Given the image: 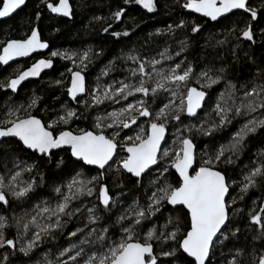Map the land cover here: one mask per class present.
<instances>
[{
  "label": "snow or ice",
  "instance_id": "obj_1",
  "mask_svg": "<svg viewBox=\"0 0 264 264\" xmlns=\"http://www.w3.org/2000/svg\"><path fill=\"white\" fill-rule=\"evenodd\" d=\"M259 2L260 8L254 6V0H183L180 7L189 15L198 14L213 22V28L221 19H229V14L239 16V20H230L222 33L207 38L215 40L211 45L214 48L229 45L230 38L235 40L231 44L235 62L239 60L238 49L257 43V27L259 40L264 42V0ZM25 3L26 0H0V18L10 17ZM123 4L138 6L154 15L159 11L160 0H123ZM40 5L53 18H73L70 0H40ZM42 15V10L37 11L35 20L39 21ZM124 15L125 8L118 6L110 19L121 22ZM111 27L109 24L103 28V33H109ZM184 28H187L186 20L180 19L149 36L174 35L176 30ZM190 31L195 39L202 25L194 24ZM131 34L127 29L110 33L117 40ZM187 47V38L179 41L175 56H180ZM49 48L38 26H31L23 38L3 42L0 65H9L17 58H29ZM244 54L249 63L257 64L254 56ZM99 55L102 52L91 48L50 52L52 58L68 61L72 67L65 69L70 75L66 86L63 79L52 82L53 86L62 87V96L67 99L54 97L59 107L54 103L50 109H44L55 113L47 121L33 115L42 97L33 93L26 103H15L8 90L18 94L22 82L52 68L53 59L35 60L26 70L0 83V90H5L8 97L0 118V163L4 169L0 174V249L4 250L0 264H33L35 250L54 240L73 217L85 212L84 227L67 233L69 238H78V243L70 242L68 247H62L55 259L51 253L44 252L35 264H264V202L259 205V212L244 213L236 207L238 200L243 201L253 189L264 188V148L251 166L245 165L239 180L220 168L233 165L249 138L264 130V68L257 66L252 79L238 88L225 78L224 66L214 68L205 64L197 72L187 60L175 62L168 47L157 54L158 58L144 57L129 49L109 61L96 77L95 86L89 88L84 73L93 57ZM116 60L129 65L124 69L127 75L102 83L101 77L115 70ZM169 61L173 62L166 63ZM193 77L199 88L190 86ZM222 80L225 88L215 106L200 119L198 110L203 109L208 96L205 89ZM106 102L108 106H120L106 115L97 114L91 129L69 127L83 115L71 105L88 111ZM141 117L145 118L143 124L138 123ZM241 117L243 123L226 143L214 141L215 132ZM185 119L190 123L184 124ZM192 120L199 123H191ZM170 123L175 132L172 144L167 145ZM133 125L137 126L135 130ZM124 129L134 134L121 138ZM193 133L213 137L199 158ZM22 156L35 159L29 163ZM40 161L55 165L49 169L50 176L45 177L39 171ZM93 169L98 170L95 176L85 175ZM70 172L76 175L67 182L57 183ZM132 179L141 186L147 179L146 202L133 201L113 212L118 199L108 182L122 188L124 181ZM40 185L51 187L53 196L42 199L43 193L37 190ZM233 186L237 188L235 196L231 191ZM93 197L94 200L83 202L84 198ZM75 201L81 203L74 204ZM9 211L13 213L11 219L5 214ZM241 214L246 216L244 228L255 233L253 241L260 242L251 248L246 237L241 242V227L233 223V217ZM110 225L118 226V233L111 231ZM9 229H15L12 239L6 235Z\"/></svg>",
  "mask_w": 264,
  "mask_h": 264
},
{
  "label": "trees",
  "instance_id": "obj_2",
  "mask_svg": "<svg viewBox=\"0 0 264 264\" xmlns=\"http://www.w3.org/2000/svg\"><path fill=\"white\" fill-rule=\"evenodd\" d=\"M73 6L74 15L72 19L68 18H53L49 14L43 5H40V0H26L24 7L14 14L11 18L3 20L0 19V46L3 42L9 39H21L24 37L25 32L30 30L31 26H38L41 37L43 40L50 44L49 51L47 52V58L53 59L54 66L52 69L40 77L37 81H30L25 83L19 88L18 94H9L13 96V102L15 103H26L28 98L35 93L37 96L42 97L39 106L33 110V115L40 117L42 120H49L55 113L52 111H44L45 108H51L55 103L58 108L59 103L54 101V97H62L67 99L66 96H62V87L53 86L52 82L56 79H63L64 86L69 82L70 75L65 72L66 68L72 67V64L68 61L61 60L59 57L52 58L50 56L51 51H83L87 48H91L94 52H102V55L94 56L93 61L89 64L87 71L84 73L87 78V84L89 88L95 86L96 77L99 75L102 68L108 64L109 61L115 60L121 56L123 52L129 49H135L136 52L140 53L144 57L157 56L165 47H168L171 54L174 56V61L187 60L191 62L195 68V71H199L205 64L210 65L214 68L224 66L227 68L225 78L230 80L234 84L239 86L247 83L253 77L257 66L264 68V42L259 40V27L256 28L257 43L252 46L243 47V49L237 50L239 60L234 62V57L231 53V44H235V40L230 38V44L224 47L214 48L211 45L215 43L214 39H207L211 35L222 33L224 26L230 23V20L237 19L239 16L229 15V19H221L220 23L216 24L213 28L211 25L213 22L207 21L194 14H187L181 7L180 4L183 0H160L159 11L154 14H147L139 9L135 5H124L123 0H70ZM38 5H40L38 7ZM167 5V6H166ZM125 8V15L122 17L121 22H114L111 17V13L117 10V7ZM254 6L260 8L259 0H254ZM43 11V15L39 21L35 20V13L37 11ZM94 16L103 17L101 20H94ZM180 19H185L187 28L178 29L176 32L170 35L162 36H149V33H154L156 29H166L168 24L178 23ZM34 22V23H30ZM109 24L112 27L109 29V33H103V28ZM194 24L202 25V31L199 37L193 39V34L190 29ZM243 26V25H241ZM58 29V31H57ZM127 29L132 33L129 37H121L119 40L110 35L111 31H123ZM133 29L135 31L133 32ZM187 38L188 47L187 50L181 53L180 56L176 57L175 52L179 48V41ZM206 40L209 46L205 47ZM245 52L249 55L254 56L257 60V64L248 62ZM158 58V56H157ZM169 61L166 63H172ZM31 62L29 60L21 61L15 65L9 67H2L0 65V83L6 82L8 79L13 78L19 71L26 68ZM126 65L123 60H116L115 70L110 72L108 76L101 77V82L111 83L113 80L124 79L127 73L124 71ZM61 73H65L62 77ZM190 86L200 87L199 83L195 82V77ZM225 83L222 80L220 83L213 85L212 88L205 89L208 92L206 102L204 103L203 109L199 112L200 119L205 118V113L211 111L215 106L217 97L224 90ZM5 90H0V118H3L4 102L8 100V97L4 94ZM239 95V93H238ZM131 97L129 101H131ZM177 103L179 101L177 100ZM72 107L78 108L83 113L81 119L74 120L69 127L73 130L77 128L91 129L93 124V118L99 115H106L107 112L112 111L113 108L119 107L120 105L108 106V103L100 105L98 108H93L85 111L78 105H71ZM212 118H215L214 116ZM244 118H237L233 120L232 124L228 125L213 134L214 141L216 143H226L230 138L231 134L234 133L243 123ZM145 118L141 117L138 121L139 124H143ZM188 119L184 120V124H188ZM191 123L198 124L199 120H192ZM136 125L132 126L135 130ZM109 132L112 130L109 129ZM175 128L172 123L168 125L167 131V145H171L174 139L173 133ZM133 135L134 131L124 129L121 132V138L125 135ZM213 137H203L199 134L193 133L192 139L197 145V156L199 158L201 150H203L205 144L212 143ZM165 145V146H167ZM264 148V130L259 135L252 136L247 141V146L243 152L239 155L233 165L225 167L221 165L222 171L226 170L229 176L239 180L242 171L245 170V165L251 166V162L257 159V153L260 149ZM21 159L27 160L31 163L35 158L31 156L24 157ZM9 161L8 167H11ZM55 165H48L42 161L37 163V168L45 177L51 175L50 168H54ZM3 164L0 163V174H3ZM76 171H81L77 169ZM98 170L93 169L91 173H85L86 176H95ZM76 172H70L58 180L57 183L67 182L75 176ZM27 179V175L24 177ZM147 179L144 181V185H137L132 180L124 181L123 187L118 188L111 182H108V186L111 189L113 195L118 199V203L114 206L113 212H117L118 209H123L131 205L133 201H139L140 204L146 202L145 188L147 187ZM38 191L43 193L42 199H48L53 196L51 187L44 188L42 185L38 186ZM232 195H237V188L233 186ZM150 194V191L149 193ZM11 199V197H9ZM94 200L93 198H84L83 202L88 203ZM255 201V204H253ZM264 202V188L253 189L243 201L237 202L236 207H240L247 213L249 210L259 212V205ZM35 203V201L33 202ZM81 201H75L74 204H80ZM90 206V204H89ZM20 209H17L19 212ZM9 219H11L13 213L11 211L5 213ZM167 215V214H165ZM246 216L241 214L240 217H233V223L238 224L241 227V242H244L245 237L249 247L253 244H259V241H253L252 237L255 233L248 231L244 228V222ZM163 223V219L160 221ZM86 223V212L83 215L78 214L68 222L67 227L62 233H57L54 240L46 241L41 244L38 249L35 250L33 256V264L35 260L39 259L44 252L52 254L53 259L56 258L58 251L62 247H68L70 242L78 243V238H69L67 235L70 231H75L78 227H84ZM108 223V221H103ZM111 231H119L118 226L110 225ZM87 231V229H85ZM7 238L12 239L15 237V229L7 230ZM79 236V234H78ZM19 246V245H18ZM11 251V250H9ZM4 250L0 249V254H3ZM227 252V249H225ZM219 257V253H217ZM19 259V254H17ZM62 259H67L63 257Z\"/></svg>",
  "mask_w": 264,
  "mask_h": 264
},
{
  "label": "water",
  "instance_id": "obj_3",
  "mask_svg": "<svg viewBox=\"0 0 264 264\" xmlns=\"http://www.w3.org/2000/svg\"><path fill=\"white\" fill-rule=\"evenodd\" d=\"M23 7H24V6H22L20 9H18L14 14H16V13H17L19 10H21ZM14 14H12L10 17L0 18V19H3V20L9 19V18H11ZM193 14H194V13H193ZM194 15H197V16H198V14H194ZM229 15H230V14H229ZM201 18H202V17H201ZM204 19H206V18H204ZM47 51H48V49L43 50V51L40 52V53H34L33 55H36V54H45V53H47ZM33 55H32V56H33ZM29 58H30V57H29ZM25 59H28V58H17V59L14 60V61H10V62H9V65H1V66H2V67H8V66H10V65H12V64H14V63H16V62H19V61H22V60H25ZM51 69H52V68H50V69H44V70L41 72V74H40L39 77L29 78L28 80L22 82V85H21L20 87H22V86H23L25 83H27V82L38 80L41 76H43L45 73L49 72ZM25 70H26V69H25ZM20 87H19V88H20ZM206 99H207V96H206V98H205L204 103L206 102ZM204 103H203V106H204ZM198 111L200 112L201 110H198ZM166 138H167V132H166Z\"/></svg>",
  "mask_w": 264,
  "mask_h": 264
},
{
  "label": "flooded vegetation",
  "instance_id": "obj_4",
  "mask_svg": "<svg viewBox=\"0 0 264 264\" xmlns=\"http://www.w3.org/2000/svg\"><path fill=\"white\" fill-rule=\"evenodd\" d=\"M49 51V50H48ZM47 51V52H48ZM47 56V53H45V54H36V55H33L32 57H30V58H28V59H25V60H29L31 63L26 67V68H24L23 70H25V69H27L28 67H30L34 62H35V60H38V59H42V58H44V59H50V58H47L46 57ZM25 60H22V61H25ZM21 61H19V62H16V63H14V64H12V65H15V64H17V63H20ZM12 65H10V66H12ZM9 67V66H8ZM22 71V70H21ZM17 75V74H16ZM15 75V76H16ZM14 76V77H15ZM42 77V76H41ZM40 79V78H39ZM38 79V80H39ZM69 80H70V78H69ZM35 81H37V80H35ZM28 83V82H27Z\"/></svg>",
  "mask_w": 264,
  "mask_h": 264
}]
</instances>
